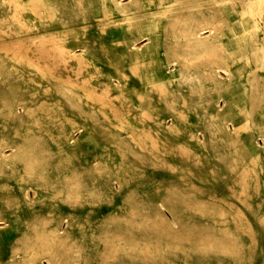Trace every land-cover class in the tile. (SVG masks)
<instances>
[{"label":"bare ground","instance_id":"bare-ground-1","mask_svg":"<svg viewBox=\"0 0 264 264\" xmlns=\"http://www.w3.org/2000/svg\"><path fill=\"white\" fill-rule=\"evenodd\" d=\"M19 1L0 0V3L7 6ZM37 2L48 19L45 33L52 44L47 53L49 63L45 84L34 77L30 64L0 57V125L14 124V138L18 139L12 140L5 134L4 128H0V227H3L0 228V236L6 229H17L12 215L18 210L24 206L33 209L37 204H43L44 191L48 188L53 189L50 197L56 201L63 198L70 204L79 203L81 195L76 187L81 183L77 180V173L108 171L102 160H94L90 167H83L82 170L75 165L83 154L81 139L75 134L86 132L83 118L92 117L96 107L88 96L87 99L86 95V98L75 95V89L64 79L69 76L65 74L66 70L59 68V53L68 59L97 66L98 50L100 56L117 67L122 58L129 55L132 67L141 77L147 76V66L154 61L156 69L153 76L158 78L159 86L163 87L166 80L190 84V95L184 94V89L179 90L180 101L168 96L170 91L166 85L162 90L167 109L175 114L171 121L172 129L178 130L180 119H185L189 112L197 111L201 106L209 113L212 138L227 140L236 131L231 118L234 100L229 91L236 76L232 64L215 48V41L225 25L221 21L225 15H235L240 10L241 14H258L264 19V7H257L264 0ZM84 13L105 20L100 23L103 27L118 28L120 38L115 43L123 45V50L112 49L107 42H100L98 47H94L95 40H90L93 43L91 46L83 37L85 33L73 24L77 16L81 14L84 17ZM34 27L37 28V25ZM243 27L245 31L247 26ZM161 28H168L175 41L166 48L162 57H154L152 52L157 47L158 29ZM259 29L264 30V20ZM246 41L247 45L253 42L249 37ZM258 41L264 49V38ZM192 46L207 49L195 55L191 51ZM261 67L264 68V65ZM116 72V78L106 88L107 92L114 88L124 100L128 99L127 92L130 90L141 99L150 98L145 91L130 88L126 73L121 69L117 68ZM237 76L242 79V109L246 112L247 124L251 125L255 122L253 113L258 108L262 109L264 118V107L261 105L264 96L257 100L260 93L264 95V74L254 73L244 79L243 72L238 71ZM41 92L49 95L47 100L35 101L33 97ZM195 93L198 94L197 101L191 97ZM42 105L52 107L56 114L64 116L65 121L70 123V128L61 127L56 135L48 136L55 141V149L32 127V124L45 125L54 120L50 112L39 111ZM98 110L104 112L103 108ZM149 110L154 112L156 107L150 105ZM58 122L63 123L60 118ZM157 122L167 125L162 116H158ZM197 132L199 130L190 131V137L197 145L207 148L206 137H200ZM247 145L252 146V157L247 163L239 160L241 150H234L231 146L227 151L230 159L225 164L229 174L228 196L222 207L207 205L206 201L191 198L187 192L172 191L173 195L183 197H165L148 207L121 206L99 210L93 220L91 212L63 211L55 203L46 211L44 219L25 224L13 243L5 242L2 236L0 246L4 253L0 255V264H193V251L204 256L211 251L220 253L221 264H264V191L261 189L264 187V120L259 121ZM115 146L123 164L115 169L117 172L127 175L144 164L143 160H139L141 165H137L126 159L130 152L119 143ZM63 164L71 167L72 175L67 182H62L59 176L48 182L41 175L53 169L59 173ZM252 165L255 166V174L251 173ZM14 176L19 178L17 187L2 179ZM125 179L127 176L115 174L106 192L98 186L87 193L112 201L126 184ZM114 180L118 184H114ZM179 204L187 206L180 207ZM189 213L194 215L190 217ZM192 218L212 220V223L187 224ZM169 251L179 254L175 259H169Z\"/></svg>","mask_w":264,"mask_h":264},{"label":"rangeland","instance_id":"rangeland-1","mask_svg":"<svg viewBox=\"0 0 264 264\" xmlns=\"http://www.w3.org/2000/svg\"><path fill=\"white\" fill-rule=\"evenodd\" d=\"M257 7H264V2L258 3ZM42 10L43 7H40L37 0H21L7 6L0 3V57L30 64L34 77L45 84L49 63L47 53L52 44L49 35L45 33L48 30V19ZM83 15L84 17L81 14L77 16L73 24L77 25V30L85 33L83 37L91 46L93 43H90V40H95L94 47H98L100 42H107L113 47L112 49L119 52L123 50V45L115 43L120 38L121 31L118 28L103 27L100 23L105 20L98 19L89 13ZM259 16L261 15L241 14L240 10L235 15H225L221 19L225 25L221 28L215 41V48L232 64L236 76L229 88L234 100L231 118L236 131L227 140L210 136L209 113L201 106H198L197 111L189 112L185 119H180L178 130L172 129L171 121L175 118V114L170 113L167 109L166 101L162 97V90L166 85L170 91L168 96L173 100L180 101L179 90L184 89L183 93L190 95L188 90L190 84L166 80L163 87L159 86L158 78L153 76L156 69L154 61L147 66V76L141 77L132 67L133 61L129 55L122 58L119 67H117L100 56L98 50L96 51V59L97 57L98 59L95 61L97 66L68 59L64 54L60 55L59 53V68L66 70L65 74L69 76V78L65 76L64 79L75 89V95L80 94L84 98L88 96L89 99L88 97L87 99L96 107L94 113L91 114L92 117L83 118L86 123V132L74 133L81 139L83 149V154L75 161V165L79 170H82L83 167H90L94 160H102L108 167V171L100 173L89 171L80 173L79 171L77 173V180L81 183L76 187L81 195L79 203L70 204L63 198L56 201L50 197L53 189L48 188L44 191L43 204H37L33 209L24 206L12 215V222L16 224L17 229H6L0 239L3 236L5 242L13 243L15 236L20 232V229L24 228L25 224L44 219L46 211L51 209L55 203L63 211L75 209L81 213L91 212L93 220L95 213L99 210L107 211L112 207L121 206L148 207L156 205L157 200L165 197H183L180 194L173 195L172 191L187 192L193 199H201L206 201L207 205L222 207L228 196L227 177L229 174L225 164L230 159L227 151L231 146L234 150H241L239 160L247 163L252 157V146L247 145V142L259 121L264 120L262 109L258 108L253 113L255 122L251 125L247 124V115L242 109L243 100L240 87L242 79L237 76L238 71L243 72L242 78L244 79L252 77L254 73L264 74V68L261 67L264 65V49L261 48L258 41V39L264 38V30L259 29L264 19ZM166 21L164 20V22ZM85 24L88 27L82 28L81 26ZM34 25H37V28ZM244 25L247 26L245 31ZM40 31L42 33L37 35L36 33ZM158 33L157 47L152 52L154 57H162L166 48L175 41L168 28L158 29ZM247 37L253 40L251 45H247ZM139 44L143 43L139 42ZM206 49L204 46H192L191 51L195 55H199L206 52ZM117 68L126 73V80L130 88H135L140 92L145 91L150 98L141 99L133 90L127 92V100L119 97L118 91L114 88H110L107 92L106 88L110 85L111 80L116 78ZM197 95L195 93V96H191L193 101ZM48 96L45 92H41L33 98L35 101L47 100ZM263 96V93H260L257 100L262 99ZM262 101L263 108L264 100ZM46 105H42L39 111L50 112L54 120L45 125L32 124V127L37 133L42 134L43 140L50 143L55 149V141L48 136L56 135L61 127L70 128V123L65 121L64 116L56 114L52 107ZM150 105H154L156 111L151 112ZM99 108H103L104 112L99 111ZM158 116H162L167 125H159ZM59 118L63 123L58 122ZM0 128H4L5 134L12 140H18L14 138V124H3L0 125ZM192 130H199L197 132L199 136L206 137L207 148L197 145L196 141L190 137ZM115 143L121 144L130 152L126 159L137 165H141L139 160H143L144 164L141 165V168L131 171L127 175L122 171L117 172L115 169L122 167L123 164ZM254 170L255 166L252 165V174H255ZM71 173V167L63 164L59 173L53 169L43 172L41 175L48 182L54 181L57 176L62 182H67ZM36 174L38 175V173ZM115 174L127 176V179H125L126 184L121 191L116 193L112 201L107 197L98 199L96 196L88 194L98 186L106 192L110 179ZM2 179L10 181L16 187L19 184V178L16 176ZM113 182L118 184L116 180ZM261 189L264 191V187ZM179 206L185 207L187 204H179ZM166 211L168 212L167 209ZM192 214L189 213L190 217L194 215ZM193 223L209 224L212 223V220L192 218L187 221L189 225ZM0 228L3 229V227ZM3 253L4 249L0 246V255ZM176 254L179 253L169 251L167 257L173 259L177 256ZM191 260L193 264H221L223 261L220 253L212 251L208 252L206 256L193 251ZM160 264L162 263L160 262Z\"/></svg>","mask_w":264,"mask_h":264}]
</instances>
